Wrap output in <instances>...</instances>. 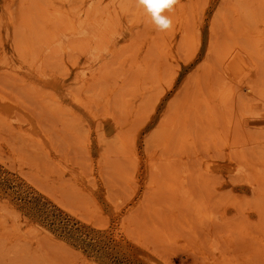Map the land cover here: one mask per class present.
I'll return each instance as SVG.
<instances>
[{"label":"rangeland","instance_id":"rangeland-1","mask_svg":"<svg viewBox=\"0 0 264 264\" xmlns=\"http://www.w3.org/2000/svg\"><path fill=\"white\" fill-rule=\"evenodd\" d=\"M0 8V264H264V0Z\"/></svg>","mask_w":264,"mask_h":264},{"label":"clouds","instance_id":"clouds-1","mask_svg":"<svg viewBox=\"0 0 264 264\" xmlns=\"http://www.w3.org/2000/svg\"><path fill=\"white\" fill-rule=\"evenodd\" d=\"M177 3L178 0H137L138 6L143 8L155 29L160 32L172 28L173 21L166 13L173 11Z\"/></svg>","mask_w":264,"mask_h":264},{"label":"bare ground","instance_id":"bare-ground-1","mask_svg":"<svg viewBox=\"0 0 264 264\" xmlns=\"http://www.w3.org/2000/svg\"><path fill=\"white\" fill-rule=\"evenodd\" d=\"M61 2H63V3H67L69 0H60ZM259 5V4H258ZM259 7V6H258ZM1 9V8H0ZM37 9H39V8H37ZM260 9V8H259ZM100 11V10H99ZM249 12H250V10H248ZM3 12V11H2ZM47 12V11H46ZM5 14V13H4ZM249 14V13H248ZM2 15V24H3V26L5 27V29L6 28H10V26H11V19L10 18H8L6 15H3V14H1ZM248 16V15H247ZM218 17V16H217ZM37 21V20H36ZM38 22V21H37ZM57 24L58 23H56V26H57ZM59 25V24H58ZM253 25V24H252ZM2 26V27H3ZM35 26V25H34ZM55 28V27H54ZM37 29V28H36ZM4 30V29H3ZM37 31V30H36ZM159 32V31H158ZM1 33V32H0ZM258 38V37H257ZM41 39V38H40ZM15 41V40H14ZM245 41V40H244ZM180 44V43H179ZM185 47V46H184ZM16 51V50H15ZM227 51V50H226ZM144 56V55H143ZM111 59V58H110ZM102 66V65H101ZM246 66V65H245ZM109 67V66H108ZM240 67V66H239ZM105 68V67H104ZM190 80V79H189ZM124 83V82H123ZM43 84H46L45 82H41L40 83V85H43ZM193 84V83H192ZM50 89L49 90H52V91H54L55 93H60L62 90H63V87H62V83H60V82H58V83H56V82H53V83H51L50 84ZM103 87V86H102ZM246 87H248V86H246ZM245 89V88H244ZM247 90H249L248 88H247ZM74 95V94H73ZM78 101H79V99H78ZM2 100H0V103L2 104ZM90 106V105H89ZM1 108V107H0ZM152 109V108H151ZM7 110H8V108H7ZM120 110V109H119ZM193 111V110H192ZM202 111V110H201ZM8 112V111H7ZM10 112V111H9ZM146 113V112H145ZM4 116H5V113H4ZM162 117V116H161ZM77 120V119H76ZM80 126V125H79ZM171 129V128H170ZM167 131V130H166ZM165 131V132H166ZM172 134V133H171ZM164 135V134H163ZM203 139V138H202ZM226 139V138H225ZM197 140V139H196ZM195 140V141H196ZM195 143V142H194ZM121 146V145H120ZM128 147V146H127ZM246 147V146H245ZM156 149V148H155ZM244 149V148H243ZM241 150H242V148H241ZM206 151V150H205ZM217 151V150H216ZM219 152V151H218ZM128 153V152H127ZM245 154V153H244ZM261 154V153H260ZM117 155H119V154H117ZM122 155H124V154H122ZM191 156V155H190ZM123 157V156H122ZM154 158V157H153ZM160 159H161V157H159ZM158 157H157V159H159ZM131 159V158H130ZM152 159V158H151ZM126 160V159H125ZM240 160V159H239ZM153 161V160H152ZM173 161V160H172ZM179 161V160H178ZM184 161H186V159H184ZM163 162H165V161H163ZM162 163V162H161ZM166 163H168V162H166ZM180 163V162H179ZM164 164V163H163ZM170 164V163H169ZM176 165V164H175ZM149 167H150V165H149ZM147 168H148V166H147ZM154 169V168H153ZM183 169H184V166H183ZM187 169H188V166H187ZM178 171V170H177ZM167 172V171H166ZM182 172V171H181ZM181 172H178V173H181ZM171 175V174H170ZM168 179V178H167ZM175 182V181H174ZM177 186V185H176ZM176 188V187H175ZM177 189V188H176ZM261 190V189H260ZM217 196V195H216ZM203 197V196H202ZM172 198V197H171ZM203 201H204V199H203ZM253 201H254V199H253ZM259 201V200H258ZM202 204H203V202H202ZM254 204V203H253ZM255 208L257 209V207L255 206ZM245 209V208H244ZM263 215V214H262ZM238 218V217H237ZM263 224V223H262Z\"/></svg>","mask_w":264,"mask_h":264}]
</instances>
